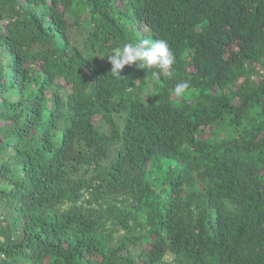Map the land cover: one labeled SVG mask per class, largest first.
Wrapping results in <instances>:
<instances>
[{"label":"trees","instance_id":"obj_1","mask_svg":"<svg viewBox=\"0 0 264 264\" xmlns=\"http://www.w3.org/2000/svg\"><path fill=\"white\" fill-rule=\"evenodd\" d=\"M0 264H264V0H0Z\"/></svg>","mask_w":264,"mask_h":264},{"label":"clouds","instance_id":"obj_2","mask_svg":"<svg viewBox=\"0 0 264 264\" xmlns=\"http://www.w3.org/2000/svg\"><path fill=\"white\" fill-rule=\"evenodd\" d=\"M111 64L113 77L120 78V71L125 65H131L134 62L141 68L155 67L157 71L151 73L153 81L161 79V71L167 76L172 73L168 70L176 62L175 53L172 51L167 40H149L141 38L135 43H125L122 46H117L111 50V54L106 56ZM190 87V82L187 80L176 83L173 94L182 96Z\"/></svg>","mask_w":264,"mask_h":264}]
</instances>
